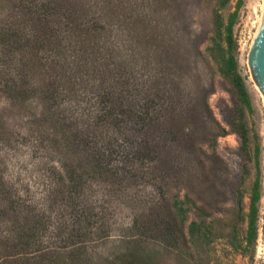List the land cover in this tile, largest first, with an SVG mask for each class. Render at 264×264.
<instances>
[{
    "label": "trees",
    "instance_id": "obj_1",
    "mask_svg": "<svg viewBox=\"0 0 264 264\" xmlns=\"http://www.w3.org/2000/svg\"><path fill=\"white\" fill-rule=\"evenodd\" d=\"M202 2L211 13L206 53L236 93L233 127L247 149L254 108L235 35L243 0L233 11V0ZM185 13L181 0H18L0 12V152L29 150L9 176L0 155V264H167L151 244L181 264H209L211 223L190 220V195L161 191L201 178L181 150L196 144L205 113L213 120L180 57ZM210 129L216 154L228 132L215 120ZM145 181L158 198L135 191ZM115 199L136 211L127 248L97 261ZM249 199L245 214L238 190L240 251L257 246L258 181Z\"/></svg>",
    "mask_w": 264,
    "mask_h": 264
},
{
    "label": "rangeland",
    "instance_id": "obj_2",
    "mask_svg": "<svg viewBox=\"0 0 264 264\" xmlns=\"http://www.w3.org/2000/svg\"><path fill=\"white\" fill-rule=\"evenodd\" d=\"M238 1L233 0L229 11L235 9ZM181 3L187 16L186 20L181 19L184 22L187 42L180 54V57L183 55L181 60H185L184 72L191 78L190 85L197 91L200 99L207 100L213 120L209 113H205L204 119L198 124L201 132L195 139L196 144L181 150L183 158L195 162L190 169L192 168L201 178L194 181L176 178L161 191L168 193L169 196L190 195L197 205L190 212V220L199 222L205 220L211 223L213 235L205 259L209 264H264V95L256 85L249 66V53L264 18V1L243 0L235 27V35L240 46L238 57L240 71L254 108V112L248 114L246 118L249 129L247 149L243 148L242 140L233 127V120L237 117L236 93L229 82L221 77L206 53L212 28L210 10L204 6L202 0H181ZM17 6L18 0H0V12ZM214 120L228 132L227 136L219 138L216 154L209 145L212 131L210 126ZM15 122L22 124L20 118H16ZM1 154L10 163L9 176L12 168L19 163L20 156H29V150L22 148L17 153L1 150ZM199 159L203 161L204 166L198 163ZM257 181L261 192L258 203L257 246L255 250L246 248L244 251L236 250L232 246L233 238L242 241L246 232V223L236 225L237 192L241 189L244 194V212L247 214L249 198ZM242 182L244 183L241 184ZM149 183L145 181L134 187L147 202L158 198L160 191L154 190L153 185ZM117 199L110 211V224L113 228L111 238L94 249L97 251L95 252L97 261L100 256L112 257L127 248L124 236L136 211L132 210L128 202ZM150 247L160 250L165 255L167 264H181L177 254L169 253L157 244H151Z\"/></svg>",
    "mask_w": 264,
    "mask_h": 264
},
{
    "label": "water",
    "instance_id": "obj_3",
    "mask_svg": "<svg viewBox=\"0 0 264 264\" xmlns=\"http://www.w3.org/2000/svg\"><path fill=\"white\" fill-rule=\"evenodd\" d=\"M249 66L256 85L264 95V18L249 53Z\"/></svg>",
    "mask_w": 264,
    "mask_h": 264
}]
</instances>
